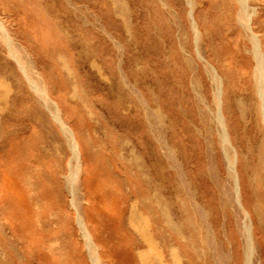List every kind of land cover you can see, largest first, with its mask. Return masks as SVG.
I'll return each instance as SVG.
<instances>
[{
  "label": "rangeland",
  "instance_id": "rangeland-1",
  "mask_svg": "<svg viewBox=\"0 0 264 264\" xmlns=\"http://www.w3.org/2000/svg\"><path fill=\"white\" fill-rule=\"evenodd\" d=\"M264 0H0V264H264Z\"/></svg>",
  "mask_w": 264,
  "mask_h": 264
},
{
  "label": "bare ground",
  "instance_id": "bare-ground-1",
  "mask_svg": "<svg viewBox=\"0 0 264 264\" xmlns=\"http://www.w3.org/2000/svg\"><path fill=\"white\" fill-rule=\"evenodd\" d=\"M256 60H257V71L259 73V77L261 78V81L264 79V62L260 58V55L256 52Z\"/></svg>",
  "mask_w": 264,
  "mask_h": 264
}]
</instances>
